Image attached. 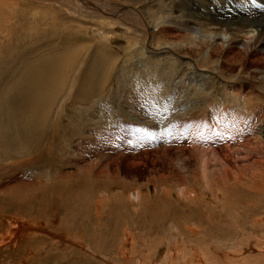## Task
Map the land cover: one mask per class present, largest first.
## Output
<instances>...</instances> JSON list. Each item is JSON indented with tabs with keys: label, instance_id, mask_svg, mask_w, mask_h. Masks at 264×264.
I'll return each mask as SVG.
<instances>
[{
	"label": "rangeland",
	"instance_id": "1",
	"mask_svg": "<svg viewBox=\"0 0 264 264\" xmlns=\"http://www.w3.org/2000/svg\"><path fill=\"white\" fill-rule=\"evenodd\" d=\"M123 1L111 2L108 14L112 15L114 9L121 11V5L122 15L127 13L126 9L135 7L149 28H138L130 17H123L126 21L119 18L113 22V28H109L111 35H115L110 43L97 38L99 31L96 34L93 30L102 26L97 23L102 19L100 15L81 8V4L73 2L71 6L63 0L64 7L59 8L61 5L55 0L0 1V39L3 41L0 62L5 52L12 54L20 48L34 46L27 54L33 57L42 51L67 47L74 35L76 45L71 49L85 50L81 54L80 77L83 81L86 77L89 85L93 82L101 92L90 99L74 100L77 82L73 85L68 81L62 95L48 111L43 139L36 148L37 153L31 155L20 156L15 147H8L7 138H2L6 136L1 131L4 129L3 111L7 107L2 110L0 106V147L5 149L4 154L0 153V243L13 223H23L27 226L23 225L25 229L28 228L25 231L34 234L28 237V242L20 241L22 247L16 243L14 250L1 243L0 264H167L163 261L167 252L165 245L179 236L188 244H185L186 253L190 248L199 253L195 256L201 259L200 264H211L204 261L212 253L218 255L221 264H233V257L247 255L249 248L248 254L254 257L264 255V137L261 134L264 95L257 92L264 93V87L259 81L258 67L242 61L243 55L217 52L212 60L218 62L220 73L210 75L215 80V88L200 101L191 96L190 89L182 82L177 83L178 71L159 63L160 57L151 59L148 51L158 40L168 43L175 41L178 34L187 37L181 28L187 20V9H193L199 16L208 15L209 22L202 20L211 24L207 29L215 31L214 19L220 21L224 18L222 14L264 21V0H240L239 4L219 0L212 9L207 7L211 0H205L207 5L201 8L194 6L192 1L195 0H133L132 5L121 3ZM18 13H24L26 18L21 20ZM34 21L39 25L35 26ZM198 22L192 25L202 27ZM224 25L219 26L220 32ZM247 38L249 35L238 36L243 45ZM136 48L144 49V54ZM102 52L108 61L103 58L105 62H102ZM179 52L182 58L197 61L192 49L185 47ZM114 53L115 59L112 58ZM16 59L18 55L13 61ZM91 61L102 64L93 73L96 81H92L93 71L86 66ZM6 66L7 63L0 66V72ZM16 76L0 81V105ZM238 77L243 81L238 82L237 88L241 85L245 88L240 95L223 90V80ZM245 81L249 85L244 84ZM70 86L71 103L66 114L60 115L59 105ZM170 97L180 104L169 115L173 107L167 103ZM96 100H99L95 105L98 109L92 112L90 105ZM189 101L196 102L195 109L190 115L181 113V108L190 104ZM7 109V112L13 111ZM175 115L178 118H174ZM229 115L245 118L244 122L239 121L243 126L227 120ZM74 124L83 126L81 134L72 135L80 128ZM10 125L14 128V123ZM225 138L227 152L222 147ZM210 139L215 143L209 148L206 144ZM206 146L209 149L204 148ZM37 155L46 158L47 164L37 169L24 164ZM58 155L60 159L50 171L48 166ZM199 164L206 165L205 181L203 171L197 168ZM180 187L195 195L192 203L183 201ZM53 188L56 191L53 192ZM65 188L72 189V193L68 194ZM39 223L45 234L40 231ZM63 229L70 233L82 231L85 246L91 252L72 251L67 258L63 251L56 252L54 249L62 246L61 240H66L59 237ZM239 242L245 244L241 252L237 251ZM140 247L147 248L145 257L138 252ZM251 250L254 252L250 253ZM226 260L229 263H225ZM261 262L264 263L263 258Z\"/></svg>",
	"mask_w": 264,
	"mask_h": 264
},
{
	"label": "bare ground",
	"instance_id": "2",
	"mask_svg": "<svg viewBox=\"0 0 264 264\" xmlns=\"http://www.w3.org/2000/svg\"><path fill=\"white\" fill-rule=\"evenodd\" d=\"M48 1H50V0H42V2H48ZM62 1L63 0H61V1L55 0L57 5H59V4L61 5V6H59V8L64 7L63 3H61ZM64 1H66V3H69L70 5L73 2L76 4H81V8L84 7L85 10L88 9L91 11V13L94 12V13L98 14V16L100 15V18H102V19L98 20L97 23L99 25L102 24V26L96 30L93 29L92 27H90V28H92L96 34H98L97 32L99 31V35H97V38L104 39V41L107 43H110L111 41H113V39L115 37V35H114V37L111 35L110 29L113 28V26L115 25V23H113V22H116L119 18L130 17L131 19H133L132 21H134L137 24L136 26L138 28L144 29L145 27H147V25L144 24L145 19H143L141 13L138 10H136L135 7L132 9L130 8V10L126 9L127 13H124L122 15L121 13H122V10L124 8L121 5L120 6L121 8H119V10H121V11H118V10L115 11V9L113 10L114 13L112 15H114V17L112 15H109L108 11L109 12L111 11V8H109L111 6L110 4H112L116 0H105V4L103 3V0H64ZM228 1H232V2L237 3V4H239V2H240V0H228ZM6 2H8V1H6ZM192 2H193L195 7L200 6V8H201V7H205L207 5V1H205V0H202V1L201 0H195ZM218 2H219V0H213V2L211 0L209 2L210 4H208L207 7L212 9V7H215ZM121 3L132 5L134 2H133V0H124ZM8 5H9V3H8ZM10 7H12V6H10ZM192 11H193V9H190V10L187 9V12H186L187 20L185 22H183V24H185V26L181 25V28H183L182 32H186L187 37L184 35L178 34V38L175 41H173V42L168 41V43H165L164 41L161 42V40H158L157 44L154 43L156 45H154V46L152 45L153 47H151V48L148 47V51H149V53H151L150 55H152L151 59L153 57H156V58L160 57L161 59L159 60V63L162 62L163 64H166L167 68L170 67L171 70L178 71L179 78H177L178 79L177 83L182 82L183 85L186 86V88L190 89L191 94H192L191 96L194 97V99H197V98L200 99V101H201V99L204 98V96H207L208 94L213 93V90L215 88V85H214L215 80L212 77H214L215 74L217 75L218 73H220L219 72L220 66H218V62L216 60H212V58L217 52H220V51L221 52L236 53L235 54L236 56L237 55H243L244 57L241 59L242 61L244 59V60L248 61L249 65H256L258 67V69H259L258 71L260 72V75H261V77L259 78V81L261 82L260 84H263V87H264V21L263 20L260 21L257 19H255L253 21H248V20H243V18L241 19L236 14H225V15L222 14L221 16H223L224 18H220L219 19L220 21H216L214 19L213 24L215 25L216 29H215V31L214 30L212 31L211 29H207L208 26H211V24L205 23V21L202 20V19H204V20H207L209 22L210 17L208 15L199 16L198 14H195ZM35 14H37V13H35ZM19 15L21 17V20L26 18V15L24 13H21ZM33 16H35V15H33ZM107 16H109V18H107ZM125 18H123V19L126 21L127 19H125ZM130 18H128V19H130ZM124 20H122V21H124ZM6 21H7V19H6ZM6 21H4V23ZM174 21L172 20V22H174ZM196 21H199L198 25H200V26L203 25V26L197 27L196 25H192V23H195ZM34 22H35L34 23L35 26L39 25L38 24L39 22H36V21H34ZM130 23L131 22H129V24ZM222 23L223 24L225 23V25H224L223 30L220 32L219 26ZM81 24H82V22H81ZM86 24H88V22H86ZM173 24H175V22ZM144 25H146V26H144ZM171 26H173V25H171ZM147 28H149V26ZM179 28H180V25H179ZM126 29L128 30V28H126ZM135 29H137V28H135ZM157 30L158 29H155L156 33L159 32ZM145 31H146V29H145ZM160 32H161V28H160ZM162 32H164V31H162ZM137 33H140V32H137ZM144 34L145 33H143V35ZM243 34L249 35V38H247V43L245 45L241 44L240 40L238 39V36L243 35ZM70 35H72V34H70ZM133 36H136V35H133ZM133 36L131 35V37H133ZM74 37L75 36L73 35L72 36V38H73L72 42H69L68 43L69 46H67V47L65 46L66 48L65 47H62V48L59 47L56 50H50V52L42 51V52L38 53L37 55H34L33 57H27V54L31 50L33 51L35 49L34 46L22 48V49L20 48L19 51L13 52L12 54L6 53V52L3 54L4 59L1 60L2 62H0V66H2L5 63H7V66L5 67V70L0 72V74H1L0 75V81L3 79L9 80V78H11L12 75L16 76V73H17V76L14 79L10 88L8 89L6 99L5 100L3 99V102L0 105L2 110L6 107L9 109H11V108L13 109V111L11 113H10V111L7 112V110H8L7 108L4 109V111H3V112H5V115L3 117L4 129L1 131V133L6 134L7 137L6 136L2 137L1 136L2 134H0V139H1V137L7 138L6 144L8 145V147H15L18 150L20 156L31 155V154L37 153L36 148H38V145L44 136L42 134V132H43L44 126L46 125L45 122H46L47 117H48L47 113L51 108H53L51 106L56 103V101L59 99L60 95H62V92L64 91L63 87L66 86L68 81H72L73 85L77 82V87H76L77 91H76L75 95L73 94L74 100H76L78 98L79 99H90L91 97H94V96L96 97L98 93H101L99 90H97L95 88L94 85H92L93 82L91 83V81H90V85H89V81L87 79H85L86 77L84 78V81H83V77L82 76L80 77V72H79L80 64L83 60V57L81 56V54L85 50L82 51V50L78 49L76 51H73V49H71V46L73 47L74 45H76V38H74ZM131 37H130V39H133ZM147 38H149V37H147ZM126 39L127 38H125V40ZM150 39H151V35H150ZM183 40H184V42H182ZM128 41H130V40H128ZM145 41H146V39H145ZM2 42L3 41L0 39V46L3 45ZM85 42H87V41H85ZM133 42H134V40H133ZM149 43H150V40H149ZM87 47H88V45H87ZM185 47L192 49V51L196 53L197 61L191 60L189 58L184 59L179 55L181 53L179 51H181L182 49H185ZM93 49H95V48H93ZM97 49L100 50L101 47H100V49H99V47H97ZM135 50L137 52H139L140 54H144L143 53L144 49H139V48L137 49L136 48ZM127 51H128V49H127ZM106 52H108L107 47H106ZM110 52L111 51H109V53ZM113 52L114 51H112L111 53H113ZM102 54L100 56L101 57L103 56L102 59L103 58L105 59L106 57H104L103 52H102ZM17 55H18L19 59H16V61H13V59H15ZM93 55H94V53H93ZM113 55H116V54L115 53L112 54V58L114 57ZM186 55H182V56L185 57ZM79 56H81V60H80ZM128 56H129V54H128ZM109 57H111V56H109ZM250 57H251V59H249ZM104 59L102 60V62L104 61ZM114 59H115V57H114ZM116 59H117V57H116ZM183 60L185 61V63L182 62ZM107 61H108V59H107ZM154 61H155V59H154ZM110 62H112V61H110ZM105 64H111V63H105ZM163 64L161 65V68L164 67ZM86 66L89 67L93 71L90 75V78L92 79V81H94L95 78L92 77L93 73L95 72V69L101 68L102 64H100V61L99 62L91 61L90 63H87ZM154 67L156 68V66H154ZM212 72L215 74H213ZM12 73H14V74H12ZM78 74H79V78H77ZM96 80H98V79H96ZM103 80H104V78H103ZM242 81L243 80H241L239 77L238 78H229V80H225V81L223 80L222 82L224 83V85L223 84H221V85H223L222 86L223 90L230 91L231 94L233 93V95L238 96L245 89L244 86H242V85L237 88V86L240 85V84H238V82L242 83ZM102 83L103 82H101L100 84H102ZM244 84H248V83L245 81ZM72 86H70L68 88V92L66 91L65 96L63 98V102L60 103V105H59L58 114H60V115H62L63 113L66 112L68 104L71 103L70 99H72V98L69 99V96L72 93ZM257 92L260 95H264L262 90L257 91ZM246 96H250V95H246ZM258 98H260V97H258ZM90 101H92V100H90ZM178 102L179 101L177 99L175 101H173V97H170V99L167 101V103H171L173 105V107H171V109H170L169 115H170V113H173V108L180 104ZM98 103H99V100L93 101V103H91L90 106H92L91 107V110L93 109L92 112H94L95 110L98 109L95 106ZM188 103H190V104H188L185 108L184 107L181 108V113H183V114L188 113L190 115L192 110L195 109L196 102L194 103L193 101L192 102L189 101ZM78 106L81 107L80 105H78ZM2 110H1V112H2ZM157 112H161V111H157ZM201 112H203V111H201ZM177 113H178V110L176 112V115H177ZM205 113H206V110L204 112V115H206ZM253 113H252V116L256 115V113L255 114H253ZM176 115L174 116V118H178V116H176ZM191 116H193V115H191ZM220 116L222 117V114ZM234 116H236V115H229L228 117L227 116L226 117H227V120L228 119H229V121L232 120L234 122V124H237V122L239 123V121L244 122V120H245V118H240V117L239 118L238 117L233 118ZM66 117H65V119H66ZM88 118H90V117H88ZM85 119H86V115H85ZM99 119H101V118H99ZM243 122H240V123H243ZM11 123H14V128L11 127V125H10ZM230 123L232 124V122H230ZM74 125H75V127H80V124L79 125L74 124ZM240 126L242 127L243 125L240 124ZM81 127H83V126L81 125ZM81 127L79 129L75 130V132H73L72 135L75 136L76 134H74V133L81 134L82 133ZM261 134L264 137V130L261 131ZM220 136L223 137V133ZM224 136H226V135H224ZM225 141H223L222 147L226 151L227 150L226 143L228 141L227 138H225ZM67 142L65 144H67ZM207 143L208 144H206V145L210 148V146L213 145V143H215V141H214V139H213V141L210 139L207 141ZM207 146L204 148H208ZM208 151H210V150H208ZM4 152H5V149L0 147V153L4 154ZM199 152H200V150H199ZM200 156H202V155H200ZM56 157H57V159L55 161H53V164H49V166H48L50 171L53 169V166L55 165L54 162L57 163L60 159L59 155ZM201 159H203V158H201ZM24 164L27 165L29 168L37 169L40 165L47 164V160H46V158H43L41 155H37L35 157V159H33L32 161L26 162ZM203 164L202 165L199 164V167H197V168H200V170L203 171L202 177L204 178V181H205L207 170H206V165H203ZM41 175L44 176L42 173H41ZM48 175H49V173L47 174V176ZM65 189H66V192L68 194L72 193V189H70V188H65ZM179 190L181 192L180 196L184 199L183 201H186V203L189 202L188 204H190V202L192 203L195 195L191 191L189 192L187 190V188H185V187H180ZM54 191H56L55 188H53V192ZM135 197H136V195H135ZM103 201L104 200H102V202ZM137 201H138V199H137ZM30 224H33V222H31ZM23 225H24L23 223H21V225L19 223H13V225L11 224L10 227L12 226L13 228L10 229L9 232L7 233V235H5L2 238L1 243L3 245L5 243L8 246H11V248L14 250V249H16V243L19 246H21V243H20L21 240H27V242H28V237L30 235L34 236V234L29 233L28 231H25L28 228L25 229V227H27V226L24 225L25 226L24 227ZM36 227H38V226H36ZM39 227L41 229L40 231H42L45 234V232L43 230V226H41L40 223H39ZM174 228L172 227V230H174ZM33 232H34V230H33ZM81 232L73 231L72 233H70L69 231L64 230V229L61 230L60 233L58 232L60 234V236H59L60 239L66 238V240H64V239L61 240L62 246L61 245L58 246V244H57L58 247H56L54 245L56 248L55 249H54V247H52V248L58 253L60 250L63 251L64 253H66L67 256H64L65 255L64 254L63 255L64 258L69 257L70 254H73L72 251L73 252H80L81 250H84L82 252H86V253H87V251L91 252L90 249H87V247L85 246V242L83 241V237H82ZM37 233L39 234L41 232L38 231ZM56 237H58V236H56ZM1 243H0V248L3 247ZM59 243H60V241H59ZM243 243H241V242L237 243L238 244L237 251H240V252L242 251L241 247L243 245H245ZM185 244H186V242H182V239H180V236H179V238H171L170 241H167V243L165 245L167 252L166 253L164 252L165 254H164L163 261L167 264H200L199 262L201 261V259L198 256H195L196 253L192 248H190V251L189 252L187 251L188 253H186V250H187L186 246L188 244H186V246H185ZM7 245H6V247H7ZM77 246H79V248ZM232 246H231V248H233ZM6 247H4V248H6ZM208 248H209V246H208ZM249 250H250V248L248 249V252H249ZM138 252L141 254L142 257H145L144 255H146L148 251H147L146 247H140V250H138ZM229 252H231V251H229ZM244 252H245V250H244ZM248 252H247V255H245L243 253V255H241V257L234 256L233 260H232L233 264H264L261 262V259L262 258L264 259V255L260 254V255H262V257L259 258L260 255L258 257H254L253 255L248 254ZM252 252H254V251L251 250L250 253H252ZM258 252H260V251H258ZM231 254H232V252H231ZM161 255H163V254H161ZM196 255H199V253ZM88 256L90 257L92 255L88 254ZM217 256L218 255L213 254V253L210 254V258L209 259L206 258L204 263H209L211 261V264H221V260ZM61 257H62V255H61ZM158 257H160V256H158ZM214 257H216V258H214ZM59 258H60V256H59ZM161 258H159V260ZM228 261L229 260H226L225 263H229ZM160 262H162V261L160 260ZM138 264H141V263L138 262Z\"/></svg>",
	"mask_w": 264,
	"mask_h": 264
}]
</instances>
